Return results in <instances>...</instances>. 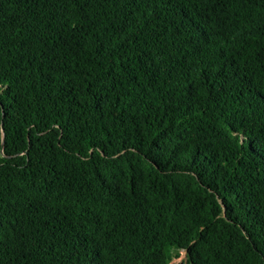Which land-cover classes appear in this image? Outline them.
I'll return each mask as SVG.
<instances>
[{"label": "trees", "instance_id": "16d2710c", "mask_svg": "<svg viewBox=\"0 0 264 264\" xmlns=\"http://www.w3.org/2000/svg\"><path fill=\"white\" fill-rule=\"evenodd\" d=\"M264 264V0H0V264Z\"/></svg>", "mask_w": 264, "mask_h": 264}, {"label": "rangeland", "instance_id": "374dc122", "mask_svg": "<svg viewBox=\"0 0 264 264\" xmlns=\"http://www.w3.org/2000/svg\"><path fill=\"white\" fill-rule=\"evenodd\" d=\"M171 264H187L186 251L185 250L181 251L178 257L173 258Z\"/></svg>", "mask_w": 264, "mask_h": 264}]
</instances>
